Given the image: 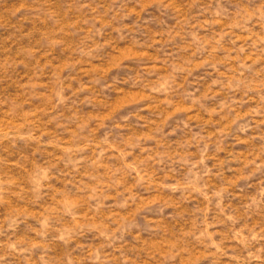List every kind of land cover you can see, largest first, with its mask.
Here are the masks:
<instances>
[{
	"label": "rangeland",
	"instance_id": "obj_1",
	"mask_svg": "<svg viewBox=\"0 0 264 264\" xmlns=\"http://www.w3.org/2000/svg\"><path fill=\"white\" fill-rule=\"evenodd\" d=\"M0 264H264V0H0Z\"/></svg>",
	"mask_w": 264,
	"mask_h": 264
}]
</instances>
